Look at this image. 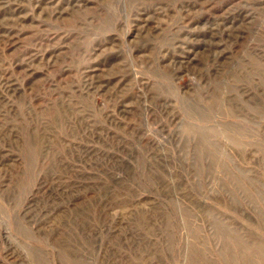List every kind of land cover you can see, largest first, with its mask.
I'll return each mask as SVG.
<instances>
[{"label":"rangeland","instance_id":"rangeland-1","mask_svg":"<svg viewBox=\"0 0 264 264\" xmlns=\"http://www.w3.org/2000/svg\"><path fill=\"white\" fill-rule=\"evenodd\" d=\"M0 264H264V0H0Z\"/></svg>","mask_w":264,"mask_h":264}]
</instances>
